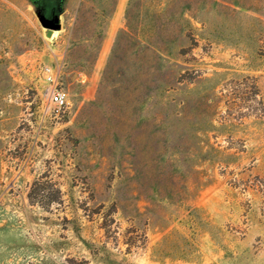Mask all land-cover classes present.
<instances>
[{
    "label": "rangeland",
    "instance_id": "1",
    "mask_svg": "<svg viewBox=\"0 0 264 264\" xmlns=\"http://www.w3.org/2000/svg\"><path fill=\"white\" fill-rule=\"evenodd\" d=\"M0 264H264V0H0Z\"/></svg>",
    "mask_w": 264,
    "mask_h": 264
},
{
    "label": "built area",
    "instance_id": "2",
    "mask_svg": "<svg viewBox=\"0 0 264 264\" xmlns=\"http://www.w3.org/2000/svg\"><path fill=\"white\" fill-rule=\"evenodd\" d=\"M45 71V92L49 103H51L56 109L66 107L68 98L66 92L59 84L58 71L53 66H46Z\"/></svg>",
    "mask_w": 264,
    "mask_h": 264
},
{
    "label": "trees",
    "instance_id": "3",
    "mask_svg": "<svg viewBox=\"0 0 264 264\" xmlns=\"http://www.w3.org/2000/svg\"><path fill=\"white\" fill-rule=\"evenodd\" d=\"M254 86L256 89V85ZM255 93H257V91H255ZM28 197L30 201H33L35 197H45L49 202H60L61 191L54 183L47 180L41 181L39 178H36L30 185Z\"/></svg>",
    "mask_w": 264,
    "mask_h": 264
},
{
    "label": "water",
    "instance_id": "4",
    "mask_svg": "<svg viewBox=\"0 0 264 264\" xmlns=\"http://www.w3.org/2000/svg\"><path fill=\"white\" fill-rule=\"evenodd\" d=\"M39 21H40L42 26H44L45 28H47L49 30H56L60 27V23H59L58 17L56 15L50 19L41 16L39 18Z\"/></svg>",
    "mask_w": 264,
    "mask_h": 264
}]
</instances>
